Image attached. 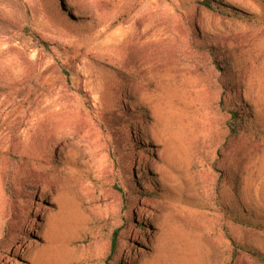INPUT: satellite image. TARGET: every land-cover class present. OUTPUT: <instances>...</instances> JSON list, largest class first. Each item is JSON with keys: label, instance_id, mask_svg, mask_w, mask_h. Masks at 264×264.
Here are the masks:
<instances>
[{"label": "rangeland", "instance_id": "rangeland-1", "mask_svg": "<svg viewBox=\"0 0 264 264\" xmlns=\"http://www.w3.org/2000/svg\"><path fill=\"white\" fill-rule=\"evenodd\" d=\"M218 1L251 22L197 0H0V264H105L120 226L111 264H264V0ZM233 100L257 134L230 135ZM134 182L148 194L124 206Z\"/></svg>", "mask_w": 264, "mask_h": 264}, {"label": "trees", "instance_id": "trees-1", "mask_svg": "<svg viewBox=\"0 0 264 264\" xmlns=\"http://www.w3.org/2000/svg\"><path fill=\"white\" fill-rule=\"evenodd\" d=\"M197 3L205 8L206 10H209L213 13L220 14L222 16H226L229 18H236V19H241L245 21L251 22L252 17L245 14L243 11L240 9L233 7L231 5L223 4L219 2L218 0H197ZM196 27H192L190 31V39H191V47L194 51L196 52H207L208 55L211 57L212 63L218 68H223L225 71L228 73H232V70L230 67L232 66L231 62H226L222 59H219V57L224 58L225 54L222 50H219L218 48L215 47H206V45H201L199 43L200 35L198 31L195 29ZM25 33H28L31 37L34 39L38 40L40 42L39 37L34 34L31 31H28L27 29L25 30ZM221 65V66H220ZM67 76V73H65ZM228 77V83H225L224 81L222 82V86L226 89L228 87V91L233 93L235 91V85L234 84H229L231 82L232 76L227 75ZM227 80V78H226ZM227 84V85H226ZM82 94V93H81ZM224 95V93H223ZM222 109L226 112L228 118H227V126H228V131L230 135H238L239 133H244L245 135H253L254 133L257 134L258 130L255 127L254 123V118L251 113H249V107L246 105H240L238 104V101H231L230 103H222L221 104ZM123 115H127V112L124 111ZM137 115V114H136ZM115 127V126H114ZM116 130L112 129L114 132L111 133V138L114 142V146L116 149H119L122 147V145L127 144V137L125 135L126 130L123 127V129L117 125L115 127ZM126 191L122 194V201L124 202V206L128 205V203L131 202L132 199L135 198H140L142 196H146L148 194L145 192V190L142 188V186L134 183H130V185H127ZM128 197V198H127ZM223 208L225 209V214L228 215L230 218L234 219L235 221H242L246 219H253L256 220L254 215L252 213H249L245 207L242 208L241 211H236L233 209H230L228 205L223 204ZM126 210H129V208H125ZM124 221L127 223L131 222L134 223V217L133 214L131 215H126ZM141 227H144L142 223L137 225V228L140 229ZM122 226L113 229L111 235L108 238L109 242V247H108V254L107 258L104 260L105 264H111L114 262L113 257L115 256V253L117 251V246H118V240L120 236ZM14 230L13 228L9 227L6 225L4 227V242L7 243V241H11L13 238ZM252 254V253H251ZM120 264V263H119Z\"/></svg>", "mask_w": 264, "mask_h": 264}]
</instances>
